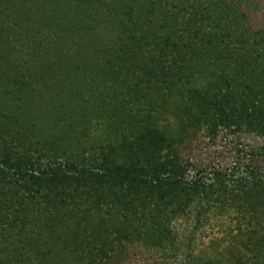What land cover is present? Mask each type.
I'll return each mask as SVG.
<instances>
[{"label":"trees","instance_id":"1","mask_svg":"<svg viewBox=\"0 0 264 264\" xmlns=\"http://www.w3.org/2000/svg\"><path fill=\"white\" fill-rule=\"evenodd\" d=\"M245 8L0 0V264H123L138 246L151 264H264V32ZM102 60L116 81L96 86ZM89 114L112 119L99 143ZM197 130L233 134L230 168L184 156ZM231 216L251 257L196 247Z\"/></svg>","mask_w":264,"mask_h":264},{"label":"rangeland","instance_id":"2","mask_svg":"<svg viewBox=\"0 0 264 264\" xmlns=\"http://www.w3.org/2000/svg\"><path fill=\"white\" fill-rule=\"evenodd\" d=\"M244 11L248 19V21H246V24L249 25L254 31L262 30L264 32V0H246V8ZM3 21H5L4 23L6 24L9 23L10 25H15L14 18L4 17ZM19 21L20 20H17V22ZM19 24L23 25V21H21ZM10 27L11 28H9L8 30L6 29L5 33H9L11 35V37L13 38L12 40L15 44L13 49V58L20 59L25 54L27 47L24 46V42L20 41L21 36L20 33H18V29L15 26ZM103 62L104 61L102 60L101 64H98L99 66L96 65L95 68L97 69L95 74L97 75V81L95 84L96 86L101 85L104 82L116 81L115 79H113L114 74H112V72L115 70H108L109 73H105ZM116 77L118 78V76ZM128 80H131V82L135 81V79H132L130 75L128 76ZM63 87L64 86H62L61 89ZM164 116L165 115H163V117ZM89 118L92 119V124L91 122L90 124H88L87 121L83 123L81 121L77 126L78 129H82L85 125H90L88 126L89 130L94 131L91 132V137H84L85 141L99 143V141L97 140V136L102 135L101 140H104L105 134H112V130L114 129L113 124L106 126L105 122L108 120V124L112 120L111 118H106V120H104L102 117L94 118L91 114H89ZM192 139L193 140L190 143L186 144L188 146H185V150H183L185 157L190 156V162L209 163V165L218 163L223 166L224 169L230 168L233 165L232 161L235 160L236 156L233 146L234 142H236V138L233 137L232 133L225 134L223 137H218L216 141L211 142L209 138L205 136L202 130H197L195 137ZM82 142L84 141L82 140ZM88 143L89 142H87V145H89ZM204 175L205 177H207L209 174L205 173ZM234 225L235 222L232 216L226 219L212 221L211 225L209 227L207 226L200 233V236L197 237L196 247L200 250H203L209 246H212L213 251L214 249L217 250L227 247L229 248L231 254L238 255V253H241V255L245 258L251 257L252 252L250 250V246L246 247L242 244L243 242H247V236L242 235V238H239L237 236L238 232ZM152 255L153 256H151V253H149L145 247H131L128 256L123 264H151L152 257L160 259V256L158 254L152 252Z\"/></svg>","mask_w":264,"mask_h":264}]
</instances>
